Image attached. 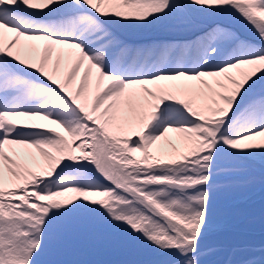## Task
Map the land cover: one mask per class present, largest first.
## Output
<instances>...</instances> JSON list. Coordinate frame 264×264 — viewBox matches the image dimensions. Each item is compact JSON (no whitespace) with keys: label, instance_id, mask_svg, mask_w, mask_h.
Instances as JSON below:
<instances>
[{"label":"snow or ice","instance_id":"snow-or-ice-1","mask_svg":"<svg viewBox=\"0 0 264 264\" xmlns=\"http://www.w3.org/2000/svg\"><path fill=\"white\" fill-rule=\"evenodd\" d=\"M256 165L264 0H0V264H60L41 257L84 219L204 264L215 190Z\"/></svg>","mask_w":264,"mask_h":264},{"label":"rangeland","instance_id":"rangeland-1","mask_svg":"<svg viewBox=\"0 0 264 264\" xmlns=\"http://www.w3.org/2000/svg\"><path fill=\"white\" fill-rule=\"evenodd\" d=\"M247 34L240 24L232 22ZM262 169L254 166L246 173L243 183L218 187L214 192L212 226L205 238L227 231L252 232L264 230V182ZM223 180V178H221ZM204 246L212 249L202 257L204 264H228L240 260L244 246L234 247L225 241L214 239ZM157 256L152 248L139 237L130 236L125 230L115 228L95 219L73 223L63 238L49 242L43 261H59L60 264H143Z\"/></svg>","mask_w":264,"mask_h":264},{"label":"bare ground","instance_id":"bare-ground-1","mask_svg":"<svg viewBox=\"0 0 264 264\" xmlns=\"http://www.w3.org/2000/svg\"><path fill=\"white\" fill-rule=\"evenodd\" d=\"M201 21H205L203 22L200 26H198V28H207L209 27V23H207L206 20H201ZM159 31H162L165 33V37L162 36H157V34H159ZM124 34V37L127 38H137L139 41H145L148 39L149 41H153V40H161V39H169V38H175L178 37L177 33H173L167 30H153V31H136V30H125L122 32ZM223 239L225 240H232V241H236V242H250L253 240H257V241H264V232H258V233H254L251 234L249 236H241V235H223Z\"/></svg>","mask_w":264,"mask_h":264}]
</instances>
